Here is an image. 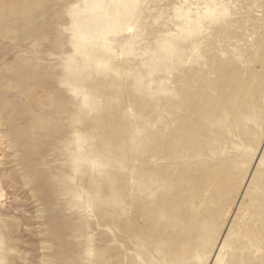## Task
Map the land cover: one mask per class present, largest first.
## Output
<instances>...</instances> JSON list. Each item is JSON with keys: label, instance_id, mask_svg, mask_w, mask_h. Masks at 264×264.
Segmentation results:
<instances>
[{"label": "rangeland", "instance_id": "374dc122", "mask_svg": "<svg viewBox=\"0 0 264 264\" xmlns=\"http://www.w3.org/2000/svg\"><path fill=\"white\" fill-rule=\"evenodd\" d=\"M0 264H264V0H0Z\"/></svg>", "mask_w": 264, "mask_h": 264}]
</instances>
